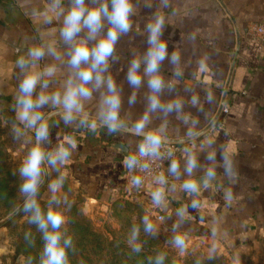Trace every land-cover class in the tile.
Returning a JSON list of instances; mask_svg holds the SVG:
<instances>
[{
	"label": "crops",
	"instance_id": "obj_1",
	"mask_svg": "<svg viewBox=\"0 0 264 264\" xmlns=\"http://www.w3.org/2000/svg\"><path fill=\"white\" fill-rule=\"evenodd\" d=\"M222 1L227 9L220 0H171L169 8H161L160 0H134L138 8L132 17V30L121 36L115 59H110L108 71L103 73L111 76L120 90L119 115L123 125L135 129V123L148 110L151 93L147 77L139 88H133L127 81V71L130 61L149 47L146 25L153 13L163 12L166 25L162 39L168 42L169 56L178 52L180 62L172 65L164 61L161 72L174 90H165L160 99L167 103L179 98L183 107L180 112L167 114L161 110L149 112L144 132L163 127L162 137L170 139L203 132L184 140L188 150L174 159L180 165L179 175L169 171L172 160L166 169L170 182L165 186L132 183L124 160L139 149L144 135L124 129L109 132L100 126L97 118L107 94L106 86L97 89L88 85L92 97L82 101L83 112L69 124L63 120L62 105L49 102L39 109L50 127V143L45 142L48 150H54L66 137L77 141L71 159L61 171L85 196L87 207L105 208L114 199L127 195L144 205L151 221L171 234L187 233L189 242L247 245L264 238V42L248 34L250 23H264V0ZM49 5L50 0H0V95L14 115L15 98L23 79L16 60L26 56L29 48L51 44L60 56L57 60L46 55L36 62L34 71L53 65L55 74L43 77L48 87L37 85L34 98L53 92L63 94L67 81H75L67 63L70 48L59 34L63 17L51 11ZM69 7L70 0H64L63 8ZM49 17L51 23H46ZM108 27L106 24L105 32ZM177 68L182 72L180 77L174 75ZM208 93L213 95L211 102ZM133 95L135 101L129 103ZM193 96L197 97L196 105L191 103ZM222 103L229 112H221L217 118ZM82 117L87 118L88 124L97 119V129L92 131L81 125ZM114 142L126 144L128 152L114 147ZM209 152H215L214 160L207 159ZM190 155L196 157L198 164L191 176L185 171ZM223 155L233 161L237 172L234 180L225 174ZM209 168L215 169L216 178L207 187L198 182L199 191L195 194L182 188L185 180L205 177ZM229 188L231 203L225 199ZM157 189L163 190L158 206L151 196ZM193 200L199 202V208L192 207ZM181 208L186 209L183 217L178 215ZM158 214L164 219H156ZM5 242V234L0 231V251Z\"/></svg>",
	"mask_w": 264,
	"mask_h": 264
},
{
	"label": "clouds",
	"instance_id": "obj_2",
	"mask_svg": "<svg viewBox=\"0 0 264 264\" xmlns=\"http://www.w3.org/2000/svg\"><path fill=\"white\" fill-rule=\"evenodd\" d=\"M64 0H50V9L63 17V26L60 29V37L70 48L68 52V65L73 70L75 81L69 79L66 88L61 94L53 92L51 95L40 94L33 97L37 85L48 87V82L43 77H52L55 74V66L49 65L43 71H34L36 62L46 55H52L57 60L60 56L51 44H40L28 49L26 56H20L16 60V66L23 73V79L19 83L18 95L15 98L14 111L15 118L23 127L13 125L14 139L19 140L24 130H34L35 145L30 148L23 159L18 174L21 178L19 193L23 197L22 207H14V213L23 212L28 215V223L35 225L43 241V248L38 258V264H70L69 254L74 252L75 246L73 237L68 234L67 229L62 230L67 221L66 213L71 209L67 196L61 198L59 191L64 187L67 176L61 171L71 159L73 151L77 147V141L72 137H66L63 143L56 146L54 150H48L45 142L50 143V127L44 118V114L39 110L44 105L51 102L53 105H62L63 120L65 124L73 122L78 114L83 112V100L92 97V88L106 86L107 94L103 97L102 107L98 114L100 126L106 127L109 132H116L124 127L120 119L121 95L117 84L111 76L105 77L109 68L110 59H115L116 46L121 36L127 35L132 30V17L137 14L138 4L134 0H70V7L63 8ZM151 7V4H146ZM161 8H169L171 0H160ZM51 23V17L46 20ZM108 25L105 32V25ZM166 25V17L161 11L153 13V19L146 25L148 33L147 51L130 61L127 71V81L133 88H139L144 77H147V87L150 90L148 96V110L135 123L136 134L144 133L149 122V112L157 110L165 114L173 111L180 112L183 101L179 98L162 103L160 97L165 90L173 91L174 85L166 82L161 72L162 65L168 60L172 65H178L180 55L172 52L169 56L168 42L162 39ZM86 30V32H85ZM85 32L83 37L80 36ZM94 42V43H91ZM86 65V67H82ZM143 66V68H142ZM142 69V71H141ZM176 77L182 76V72L177 68L174 72ZM209 102L213 100L212 93H208ZM135 101V95L129 99V103ZM193 105L197 104V97L191 99ZM187 119V118H185ZM195 122V121H194ZM81 125H87L92 131L97 129V121L93 120L88 124L87 118L80 119ZM161 127L155 131L148 132L143 136V142L139 145L138 155L140 157L159 156L162 146ZM189 131V135H191ZM211 144V141L209 142ZM215 152H209L207 159L214 160ZM225 174L232 180L237 176L234 170L233 161L229 155H223ZM138 163L136 155L125 157L124 165L128 169L134 168ZM143 167H147L144 165ZM198 167L197 159L190 155L186 161L185 171L191 176L194 169ZM52 169L58 173L56 178L48 184L51 198L43 206L39 201L42 185L45 183L47 169ZM180 165L173 160L169 171L178 176ZM216 178L214 168H209L202 181L207 187L211 180ZM160 183H165L160 177ZM134 185L139 186L141 178L136 176L132 179ZM182 188L189 193H198L199 185L196 180L188 179L182 184ZM152 201L155 205H160L163 199V190L157 189L151 193ZM225 199L231 203L232 192L229 188ZM197 200L192 201V207L199 208ZM186 209L178 210V215L184 216ZM144 231L154 233L156 226L148 216L142 218ZM175 228V226H174ZM139 228L133 227L132 239L139 236ZM215 236V232H213ZM25 240L30 245L35 244V239L31 232H26ZM187 233L177 234L171 243L184 252L187 246ZM132 251L139 253L141 246L137 243L132 247ZM165 255L159 254L155 258V264H164ZM25 264H34L32 256L27 257ZM79 264H84L81 260ZM234 264H240L237 255Z\"/></svg>",
	"mask_w": 264,
	"mask_h": 264
},
{
	"label": "rangeland",
	"instance_id": "obj_3",
	"mask_svg": "<svg viewBox=\"0 0 264 264\" xmlns=\"http://www.w3.org/2000/svg\"><path fill=\"white\" fill-rule=\"evenodd\" d=\"M13 125L23 127L13 119L12 111L3 103L0 97V139L2 157H0V231L5 234L6 242L0 251V264H25L27 257L38 258L43 248V241L36 226L28 223V215L14 213V207H22L23 197L19 193L22 182L18 174L23 159L31 147L35 145L34 130H24L19 140L14 139ZM54 170L47 169V176L42 187L47 188L44 195L39 196L43 206L51 198L48 184L54 180ZM41 187V188H42ZM61 198L67 196L71 209L66 213L67 223L62 226L69 235L79 236L74 222H84V225L98 233L108 236L120 247L118 254L102 252L97 244L75 245L77 258L88 257L89 264H155L159 254L165 255L164 264H207L205 261L214 258L212 264H234L238 255L240 264H264V238L247 245H220L213 243L197 244L187 241L183 253L172 243L177 234L166 232L161 225L152 221L156 226L154 233L144 231L142 218L147 216L144 205L127 195L111 201L105 208L87 207L86 198L82 192L67 177L64 187L57 194ZM81 224V223H79ZM139 228V236L132 239L133 227ZM26 232H31L35 244L30 245L25 240ZM80 233V232H79ZM42 241V243H41ZM84 243V242H83ZM141 246L139 253L133 252L135 244ZM101 251V252H100ZM101 253V254H100ZM100 257H102L100 261ZM204 261V262H203ZM106 262V263H105Z\"/></svg>",
	"mask_w": 264,
	"mask_h": 264
},
{
	"label": "built area",
	"instance_id": "obj_4",
	"mask_svg": "<svg viewBox=\"0 0 264 264\" xmlns=\"http://www.w3.org/2000/svg\"><path fill=\"white\" fill-rule=\"evenodd\" d=\"M248 34L264 42V23H250L248 26ZM229 112V107L224 106L222 109L223 114ZM188 150V143L185 141H174V140H162V146L160 148L159 156H147L140 157L138 155V150L133 154L137 156V165L129 169L130 178L133 179L134 175H138L141 178V183L143 184H156V185H166L170 182V176L167 174L166 169L168 164L182 156ZM147 165V167H143ZM160 177H163L165 183H160ZM158 220H163L164 216L158 214Z\"/></svg>",
	"mask_w": 264,
	"mask_h": 264
},
{
	"label": "trees",
	"instance_id": "obj_5",
	"mask_svg": "<svg viewBox=\"0 0 264 264\" xmlns=\"http://www.w3.org/2000/svg\"><path fill=\"white\" fill-rule=\"evenodd\" d=\"M0 97H3L0 95ZM13 114V113H12ZM13 119L18 122L15 118V115L13 114ZM1 136V133H0ZM2 144L1 139H0V145ZM2 150L0 149V157H2ZM58 175L57 172H53L52 177L55 179L56 176ZM47 191L46 186L41 188L40 191V196L44 195V193ZM23 212H19L17 215H22ZM81 223V224H79ZM74 222V227L77 228L76 233H78L79 236H75V235H71L73 237V241L74 244L76 245H80V244H90L93 245V243L97 244L98 247L100 248L101 246V250L102 252H105V255H109L110 253H108L107 251H114L116 249H118L120 246L117 245V243L115 242L116 240H111L109 239L108 236H105L102 233H98L96 231H94L93 229H90L88 224L84 225V222ZM80 232V233H79ZM84 242V243H83ZM42 243V241H41ZM75 246V245H74ZM76 249L74 250V252H70L69 254V258H70V264H79V262L81 260L84 261V264H89V258L88 257H83L81 256L80 258H77L76 255ZM101 252V251H100ZM114 253L118 254V250L114 251ZM101 254V253H100ZM102 257H100V261H101ZM204 262V261H203ZM207 264H212V262L214 261V258L209 259L207 261H205ZM106 263V262H105Z\"/></svg>",
	"mask_w": 264,
	"mask_h": 264
},
{
	"label": "water",
	"instance_id": "obj_6",
	"mask_svg": "<svg viewBox=\"0 0 264 264\" xmlns=\"http://www.w3.org/2000/svg\"><path fill=\"white\" fill-rule=\"evenodd\" d=\"M220 1H221L222 4L224 5V8H226V5L224 4V2H223L222 0H220ZM226 9H227V8H226ZM223 107H224V103L221 104V108H220V110H219V112H218V114H217V118H218V116L221 114ZM96 120H97V119H96ZM208 128H209V127H208ZM121 129H124V130L131 131V132L136 133V132H135V129H132V128H130V127H126V126H124V127H122ZM202 133H203V132H202ZM202 133H199V134L193 135V136L188 137V138H183V139H170V138L162 137V140H174V141L190 140V139H193V138H195V137L200 136ZM144 134H146V133L144 132V133H142L141 135H144ZM113 146L116 147V148H118V149H120L122 152H123V151L128 152V146H127L126 144L119 143V142H114V143H113ZM204 178H205V177L199 179L197 182H201V183H202V181L204 180ZM90 200L92 201V200H94V199H93V198H90Z\"/></svg>",
	"mask_w": 264,
	"mask_h": 264
}]
</instances>
